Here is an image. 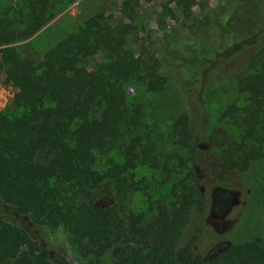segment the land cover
Here are the masks:
<instances>
[{
  "label": "trees",
  "instance_id": "16d2710c",
  "mask_svg": "<svg viewBox=\"0 0 264 264\" xmlns=\"http://www.w3.org/2000/svg\"><path fill=\"white\" fill-rule=\"evenodd\" d=\"M71 1L0 6V82L14 92L11 108L0 112V264H69L50 251L41 226L64 229L85 264H264V224L246 226L243 208L235 207L230 228L211 226L203 179L190 166L196 162L205 178L238 188L237 175L264 161V0H232L212 30L190 28L168 42L155 37L143 49L146 59L127 44L130 7L123 18L94 13L43 55L21 56L13 43L34 35ZM190 2L175 4L187 13ZM97 54L102 59L87 64ZM162 64L171 72L175 66L172 84L199 112L204 87L224 81L235 94L216 102L221 125L214 135L186 106L171 124L173 151L163 157L160 135L125 90L132 83L164 90ZM113 150L118 159L104 164L101 156ZM141 165L166 178L186 174L160 189L146 210L134 208V194L145 192L136 178ZM192 222L195 237L183 242Z\"/></svg>",
  "mask_w": 264,
  "mask_h": 264
},
{
  "label": "rangeland",
  "instance_id": "374dc122",
  "mask_svg": "<svg viewBox=\"0 0 264 264\" xmlns=\"http://www.w3.org/2000/svg\"><path fill=\"white\" fill-rule=\"evenodd\" d=\"M14 0H0V6H8ZM176 0H72L66 3L55 16L46 22L34 35L28 39L13 43L21 56L38 57L52 46L55 42L65 37L70 31H73L86 18L97 12H104L106 15L112 14L115 17H124L122 11L124 8L130 7V12L133 15L132 31L127 38L128 47L135 51L137 57L146 59L149 58L148 53L143 51L146 46H150L155 37H158L163 42H168L170 37L174 35H182L190 28L204 26L212 30L213 19L219 13L223 6L229 4L232 0H191L190 8L187 13L175 4ZM2 8V7H0ZM129 20V19H128ZM203 27V28H204ZM146 56V57H145ZM154 58L151 55V58ZM102 59V55L88 59L87 64L94 65ZM167 63V59L161 57V61ZM175 66H172L173 71H169L163 64L158 65V71L165 78L166 88L162 91L153 92L136 84H127L125 90L130 103L141 105L145 112V120L160 135L157 153L163 157L170 153V128L173 120L183 113L185 107L189 109V114L196 113L197 118H204L208 124V131L211 135L215 134V129L221 125L219 120L218 104H225L227 95L234 97V88L232 85L220 82L216 85L204 87V104L203 112L197 109H192L189 105H185L183 101V88L180 85H173V75ZM208 69L205 70V73ZM169 77V80H168ZM172 78V80H171ZM176 80V78H175ZM164 82V83H165ZM221 84H224L220 86ZM203 90V89H202ZM13 87L11 85L0 82V112L11 108ZM203 93V91H202ZM201 93V97H202ZM199 97V96H198ZM132 104V105H133ZM200 113L202 115L200 116ZM196 118V119H197ZM198 144L202 149L207 147V139L203 135H197ZM206 145V146H205ZM207 159L210 155L203 153ZM110 159H118L117 151L113 150L111 154L102 155L101 161L105 164ZM201 163V162H200ZM197 172L201 183V190L205 194L207 203V217L211 226L217 228L219 232H223L230 228L234 220L237 218V210L234 213L233 208H243L244 221L250 224L249 227L264 224V209L260 203H264V161L255 163L248 171H244L237 175L239 177L238 188L225 186L219 182H215L211 178H205L201 165L196 162L190 164ZM186 174V170H178L172 177L164 175L160 170L150 168L144 165L138 166L136 169V178L142 181L145 192L140 191L132 197L131 203H136L134 208L145 209L151 200L161 196L160 189L165 191L169 187V183ZM168 179V180H166ZM159 189V190H158ZM158 190V191H156ZM150 193L151 197H148ZM192 221L194 219H191ZM192 222L189 226V232L184 236L183 242L190 241L195 237L196 231ZM40 235L50 248V251L58 253L69 264H85L74 247L69 241L68 234L62 228H49L41 226L39 228ZM249 231V230H247ZM252 233V232H251ZM229 235H234L236 232H230ZM244 234V233H243ZM253 234V233H252ZM249 235V234H248ZM228 241H223L215 248L218 249L226 245ZM7 264H13L8 262Z\"/></svg>",
  "mask_w": 264,
  "mask_h": 264
}]
</instances>
